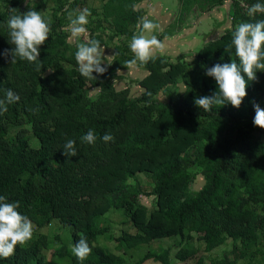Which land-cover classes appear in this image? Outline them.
<instances>
[{"label":"trees","instance_id":"16d2710c","mask_svg":"<svg viewBox=\"0 0 264 264\" xmlns=\"http://www.w3.org/2000/svg\"><path fill=\"white\" fill-rule=\"evenodd\" d=\"M196 1L201 10L228 3L224 27L191 56L154 54L140 67L146 75L130 79L140 88L132 96L114 81L134 59L129 45L140 34L139 0H0V53L14 48L3 26L10 8L34 7L51 20L39 71L0 55V98L6 89L20 97L0 115V196L18 201L17 211L34 225L32 239L0 264H264V129L253 125V103L264 109V71L248 81L238 109L204 111L194 103L218 91L208 68L239 64L225 47L238 24L264 19L247 15L264 0L181 4ZM83 8L91 11L89 37L113 48L111 59L104 56L111 65L103 75L93 73L96 80L79 74L68 28V13ZM37 107L38 113L28 110ZM89 129L97 135L94 145L80 139ZM105 133L114 140L105 143ZM69 139L75 157L62 154ZM198 177L202 183L194 188ZM54 221L62 233L48 236L43 229ZM81 235L92 248L84 261L72 253ZM165 238L172 243L126 257Z\"/></svg>","mask_w":264,"mask_h":264},{"label":"clouds","instance_id":"9594fccd","mask_svg":"<svg viewBox=\"0 0 264 264\" xmlns=\"http://www.w3.org/2000/svg\"><path fill=\"white\" fill-rule=\"evenodd\" d=\"M11 15L3 25L8 32V43L14 45L11 50H4L5 57L11 56L14 64L17 58L35 64L36 70L42 67L40 46L45 44L49 37L51 20H46L40 11L29 8L26 12L10 8ZM257 14H264V3H254L248 7L247 15L255 18ZM91 11L88 8L78 9L68 13L70 38L76 42L75 60L79 74L88 79L96 80L97 76L107 71L104 65V49L100 41L89 37L86 25ZM159 25L141 18L138 28L139 35H133L130 42V50L134 59L127 62V66L137 69L146 65L153 59L154 50H163L164 44L155 35L150 38L144 35L158 29ZM239 58V64L217 63L206 71V76L212 77L218 86V91L212 96L196 98L194 103L204 111H210L213 105L223 106L230 104L233 108H239L246 97L248 81H256L258 71H264V19L254 22H241L232 33L231 42L225 47L226 52H232ZM96 73L97 76H94ZM247 77V80L245 79ZM150 95V93H149ZM20 97L11 89L4 90L3 98H0V115L8 111V105L18 102ZM255 116L253 125L264 129V109L253 103ZM30 112L38 113L39 108H29ZM82 143L94 145L97 135L89 129L81 138ZM100 139L105 143L113 141L114 137L105 133ZM75 140L69 139L63 146L62 154L66 157L77 156ZM19 202H8L5 196H0V257L9 258L15 253L17 245L27 244L33 237L34 225L28 216L17 211ZM86 237L81 238L72 247V253L79 261H84L91 254Z\"/></svg>","mask_w":264,"mask_h":264},{"label":"crops","instance_id":"0c3cea01","mask_svg":"<svg viewBox=\"0 0 264 264\" xmlns=\"http://www.w3.org/2000/svg\"><path fill=\"white\" fill-rule=\"evenodd\" d=\"M181 2L182 0H180V2L179 0H170L168 6L165 5V2L163 3L162 0H139L136 5V9H140L144 12L143 18L159 25L158 29L148 33L146 37L150 38L152 35H155L157 39L163 42L164 49L176 45L173 46V48L177 50L174 51V57L179 53L188 54L182 51L180 46L190 47L194 40L202 44L205 39L209 40L212 39L213 36L215 37L217 31L213 34L212 30L215 27H220L218 25L216 26V24L223 21L225 22L226 19V7L224 4L214 5L212 7L209 6L201 10L199 9L197 1L193 4H188L187 7H183L184 5L182 6ZM217 14H221V19L220 17L218 18ZM209 35L210 37H208ZM188 41H190V43ZM111 49L113 50V48ZM164 49L162 51L154 50L153 55L160 53L168 56V52H165ZM188 51L190 52V48Z\"/></svg>","mask_w":264,"mask_h":264},{"label":"rangeland","instance_id":"374dc122","mask_svg":"<svg viewBox=\"0 0 264 264\" xmlns=\"http://www.w3.org/2000/svg\"><path fill=\"white\" fill-rule=\"evenodd\" d=\"M162 2L163 3L165 2L164 4L165 5H168V6L170 4V0H162ZM179 2H180V0H179ZM224 5H225L226 8H229V4L228 3H224ZM217 15H218V18L220 17V19H221V14H217ZM224 23L225 22H222V24L220 25V27H224V25H225ZM220 27L216 30L217 33H219V31H220V29H221ZM215 28H217V27H215ZM147 34H148V32H145L144 33L145 36ZM208 37H210V35ZM201 40H202V38H201ZM205 41H206V39L203 41V43ZM188 42L190 43V41H188ZM191 44L192 45L190 47H181L180 46V49L182 51H184V52H187L189 54V56H191L194 53H196L199 50V48L201 47V45H202L197 40L192 41ZM173 46H176V45H172L169 48H165L164 49L165 52H168L167 54L171 58H173L175 56L174 51H177L176 49L173 48ZM110 47L112 48V46H109V47L102 46V48L104 49V56L107 57V59H111L112 56H113V50ZM189 48H190V52L188 51ZM118 73L124 75V78L117 79V80L114 81L115 88L117 90H120V89H123L125 87H129L130 94L132 96L137 95L139 93V91H140V88L135 83H132L130 81V79H139V78L143 77L144 75H146L147 72L145 70L140 69V68H137V69L128 68V69H125V70H119ZM96 91H97V89H91L90 90V93L91 94H94ZM201 183H202V180H201L200 177H198L197 180L194 183V188H198ZM144 202L146 204H149V200H147V199H144ZM116 218H118V215L117 214H114V219H116ZM126 225L128 226V224H126ZM43 231L48 236H52L55 233H59V234L62 233V230H61L60 225H58L56 222L53 223L51 226H48V227L44 228ZM168 239H172V238L158 239V240L152 241L150 243V245H147V244L146 245H141L138 249H131V250H129L126 253V257L130 258V260H135L140 254H142L143 252L147 251V249H150V248H156V249H158L159 244H164V245L167 244V243H170L171 244L172 241H169ZM224 247L225 246H222L220 248L215 249L212 252V254L213 255H217L218 253H220L223 250ZM46 253H47V256L50 257L51 249L47 250ZM205 260L207 262L208 261V258H206ZM191 263L192 262H180V261H177V260H173L172 259V264H191ZM142 264H157V263H154V262H151L149 260H146Z\"/></svg>","mask_w":264,"mask_h":264}]
</instances>
